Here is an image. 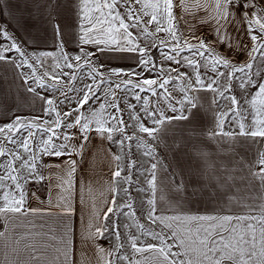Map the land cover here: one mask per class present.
Returning <instances> with one entry per match:
<instances>
[{"label":"snow or ice","instance_id":"1","mask_svg":"<svg viewBox=\"0 0 264 264\" xmlns=\"http://www.w3.org/2000/svg\"><path fill=\"white\" fill-rule=\"evenodd\" d=\"M0 16V70L20 81L0 100V264H83L77 190L96 264H264V0H0ZM37 24L54 50L18 35ZM174 122L230 163L201 153L207 180L177 178L154 146ZM93 134L111 179L85 222Z\"/></svg>","mask_w":264,"mask_h":264},{"label":"crops","instance_id":"2","mask_svg":"<svg viewBox=\"0 0 264 264\" xmlns=\"http://www.w3.org/2000/svg\"><path fill=\"white\" fill-rule=\"evenodd\" d=\"M12 3H16L17 0H11ZM1 22L4 24L7 22L4 17L0 16ZM12 30L11 26L9 28ZM17 33L19 36L24 37L25 39H32L35 42L34 49L40 50H50L54 49L53 40L51 31L49 30L47 34L44 31L43 26L37 24L36 27L31 28L26 32L24 27H17ZM13 85L16 88L20 85V81L16 80L13 83V78L11 74H6L4 71L0 70V95L3 100V95L6 99L7 92L9 86ZM22 91V90H21ZM201 95H206L202 93ZM210 119V117H209ZM186 122H174L171 126V131H169L165 136V143L169 145L168 148L171 147L173 152L175 153L174 158L171 160L172 170L175 171L177 178L183 174V178L188 181H197V180H207V174L201 176V171L205 168V161L200 159V154L205 153L210 157L209 163H212L213 166L223 164L228 165L230 163L229 156L226 152L217 153V146L209 141H203L196 143L195 147L198 151H193V143L188 139L190 133L185 131L184 125ZM200 128H197L194 133V137L199 136ZM171 136V139H170ZM106 165H103L105 167ZM165 175V174H161ZM80 179H83V176H80ZM102 185V186H101ZM106 184L102 182V179H97L96 187L92 188V191L89 192L85 190L83 196H93L91 199H85V211H84V219L85 222L88 219L87 216V206L93 201H98L100 199V191L104 189ZM77 196L80 197L79 191L76 192ZM76 208V214L73 218L74 227L77 230V238L75 241V256L78 261L83 260V264H96L95 258L92 256V252L87 250L86 245L80 243L79 240V232L82 230L83 225L80 222L81 217V205L74 204ZM36 207V206H33ZM200 207V206H197ZM201 211L203 209L201 208ZM50 216L48 223L53 227V229L58 230L60 227V208L57 206H51L50 208ZM103 244L104 241H101ZM81 249H85V252H81Z\"/></svg>","mask_w":264,"mask_h":264},{"label":"rangeland","instance_id":"3","mask_svg":"<svg viewBox=\"0 0 264 264\" xmlns=\"http://www.w3.org/2000/svg\"><path fill=\"white\" fill-rule=\"evenodd\" d=\"M2 24H4V22L3 21L1 22V20H0V25H2ZM32 50L41 51L40 49H34V48ZM50 50H54V49H50ZM105 59L106 60H112L111 57H105ZM112 62L115 63V61H112ZM254 70H256V69H254ZM114 79H118V78H114ZM9 92H11L12 96H15L16 87L13 85H10L8 92H7V96H9L8 95ZM117 95H121L119 90H117ZM0 100H2L1 95H0ZM3 100L7 101V100H9V97L6 99V97L3 95ZM132 102H135V101H132ZM40 106H41L40 102L37 101L35 104L25 106L23 108V111L28 112V111H32L33 109H35L34 114H40ZM96 106L98 107V105H96ZM128 131H129V133H131V129H129ZM170 139H171V136H170ZM134 143L135 142H133V144ZM154 146L156 148L157 153L161 157H165V163L168 165V170H169V172H172L173 170H172V165L170 162L174 158L175 153L173 152L171 147L165 148L162 144H156ZM107 147H109V145L107 144L106 141L99 140L98 138L95 137V134H93V143L88 145V151L86 153V158L84 161H81L80 167L77 170L76 175H77L78 180L80 179V176H83V180L86 181L89 185H91L92 188L96 187L97 179H102V182H104L105 184H106V182L110 181V179H111L110 163H109L110 157L105 154V149ZM112 151L116 152L117 148L115 146H112ZM132 151L137 152V149L135 147H133ZM72 158L79 159V157H75V156ZM134 158L138 159L140 161H146V159H147L146 157H143L140 154V152H137V155ZM55 162L59 163L60 161L57 160ZM103 165H106V166L103 167ZM53 171H58V170L53 169ZM133 172H134V177H135V175L137 174L136 170L134 169ZM77 187H79V186H77ZM131 191H133V194L135 195V186H133ZM91 198H93V196H84V199H87V200L91 199ZM42 199H43V197H42ZM79 199H80V197H78L77 194H75L73 203L79 205ZM58 200H59L58 190L53 189L52 206H56V204L58 203ZM38 205H39V201H33V206H38ZM122 219H124V218H122ZM140 222L145 223V225L148 226L147 222L144 221L143 219H141Z\"/></svg>","mask_w":264,"mask_h":264}]
</instances>
